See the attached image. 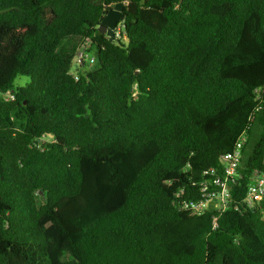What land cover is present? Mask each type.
<instances>
[{
	"label": "trees",
	"instance_id": "obj_1",
	"mask_svg": "<svg viewBox=\"0 0 264 264\" xmlns=\"http://www.w3.org/2000/svg\"><path fill=\"white\" fill-rule=\"evenodd\" d=\"M6 93L0 264H264V0H0ZM243 132L228 207L182 209Z\"/></svg>",
	"mask_w": 264,
	"mask_h": 264
},
{
	"label": "built area",
	"instance_id": "obj_2",
	"mask_svg": "<svg viewBox=\"0 0 264 264\" xmlns=\"http://www.w3.org/2000/svg\"><path fill=\"white\" fill-rule=\"evenodd\" d=\"M122 32L121 25H117L114 30L115 38L119 39ZM85 49L79 52L73 61L72 68L75 71L80 67L84 66V54ZM90 63H94V59L90 60ZM75 73V72H74ZM76 73L74 78L77 80ZM3 101H14L15 96L10 93L0 94ZM246 135L243 132L236 143L234 144L233 150L227 154L221 156L219 162V168H211L206 174L209 179H204L199 184V193L201 199L197 202H185L182 205V209L190 212L192 215H201L208 209H217L218 211H224L228 207L230 200V188L229 184L235 177L237 167L239 165V159L241 157V149L245 143ZM42 143L51 142L49 137L43 136L40 140ZM264 199V174L254 175V180L248 186L245 203L247 207H254L258 205ZM217 217L213 218V228L216 227Z\"/></svg>",
	"mask_w": 264,
	"mask_h": 264
},
{
	"label": "rangeland",
	"instance_id": "obj_3",
	"mask_svg": "<svg viewBox=\"0 0 264 264\" xmlns=\"http://www.w3.org/2000/svg\"><path fill=\"white\" fill-rule=\"evenodd\" d=\"M82 45H87L89 48L88 53L83 54L85 66L84 70L92 69L96 70L98 68V63L96 62V49L94 47L89 46L88 41H83ZM83 46L80 45L78 39L76 38H66L62 41L61 45L59 46L58 50L61 52H72L75 54V56L78 55L79 52L83 51ZM94 59L95 62L93 64L90 63V60ZM75 71V69H73ZM28 83V79L24 77H18L14 85L18 87H24Z\"/></svg>",
	"mask_w": 264,
	"mask_h": 264
},
{
	"label": "water",
	"instance_id": "obj_4",
	"mask_svg": "<svg viewBox=\"0 0 264 264\" xmlns=\"http://www.w3.org/2000/svg\"><path fill=\"white\" fill-rule=\"evenodd\" d=\"M124 7L123 3L114 5V7L105 14L97 28L98 32L105 35L110 42H113L115 39L114 30L123 16Z\"/></svg>",
	"mask_w": 264,
	"mask_h": 264
}]
</instances>
